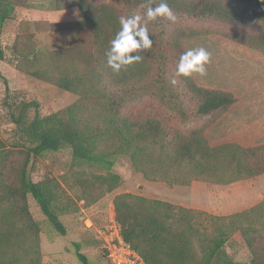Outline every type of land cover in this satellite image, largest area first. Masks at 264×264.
I'll list each match as a JSON object with an SVG mask.
<instances>
[{
	"label": "trees",
	"instance_id": "1",
	"mask_svg": "<svg viewBox=\"0 0 264 264\" xmlns=\"http://www.w3.org/2000/svg\"><path fill=\"white\" fill-rule=\"evenodd\" d=\"M162 2L176 21H148L152 47L139 51L140 61L114 72L106 53L120 30L119 18L140 15L146 20L147 8ZM54 3L57 10L78 9L81 19L21 21L12 53L22 73L75 93L78 99L53 110L35 98L20 97L5 82L3 105L14 129L8 144L0 138V264H41L42 224L66 236L63 214L77 210L79 202L90 207L120 187L122 176L114 171L120 156L147 179L165 180L170 186L194 179L229 184L264 173V144L225 149L211 145L207 137L209 119L235 102L233 94L176 75L186 52L181 39L198 31L191 20L221 14L264 18V0ZM17 6L27 7L28 0H0V20L11 19ZM68 31H74L70 45L38 49L37 33ZM236 36L264 52V33ZM0 60H5L1 50ZM62 151L70 155L63 177L34 180L39 157ZM113 203L124 240L147 264H264V199L228 216L132 192L116 194ZM195 213L207 215L209 224L199 223ZM235 233L247 245L250 255L245 262L237 260L235 246L228 245ZM76 245L78 257L88 264Z\"/></svg>",
	"mask_w": 264,
	"mask_h": 264
},
{
	"label": "rangeland",
	"instance_id": "2",
	"mask_svg": "<svg viewBox=\"0 0 264 264\" xmlns=\"http://www.w3.org/2000/svg\"><path fill=\"white\" fill-rule=\"evenodd\" d=\"M44 1L45 9L34 7L31 19L44 17L50 21H78L82 15L76 8L57 10L53 0ZM20 7L13 18L0 20V50L5 60H0V138L7 144L12 136L14 125L7 119L3 105L6 95V83L11 91L26 99L35 98L51 106L53 110L62 109L78 99V95L22 73L16 68L12 45L18 31V19L24 18ZM17 13V14H16ZM197 34L181 39L185 51L203 47L211 53L206 65L207 74L191 76L204 88L230 92L235 102L220 115L209 119L210 127L206 132L213 146L231 149L264 144V52L248 43L239 41L236 34L264 33V18L246 16L237 19L224 14L208 19L191 20ZM74 31L40 32L37 34V47L41 51L57 49L73 42ZM70 164L68 151L50 152L39 157L34 170V180L45 176L61 179ZM114 171L122 176L123 182L116 190L107 194L96 204L84 207L79 202L77 210L62 215L67 226L66 236H59L44 222L39 234L42 249L41 264H85L77 255L85 254L88 264H112L104 251L105 242L102 233L108 227L110 216L114 212V196L122 192H132L149 198H157L186 208L204 211L217 216L249 209L264 199V173L221 184L213 180H192L188 185L170 186L165 180L153 181L143 173L136 171L124 156H120ZM113 203V204H112ZM89 217L94 226L88 228L85 218ZM196 220L203 226L209 224V217L195 213ZM232 234L229 246H235L233 253L237 260L249 259V251L244 240L236 239Z\"/></svg>",
	"mask_w": 264,
	"mask_h": 264
},
{
	"label": "clouds",
	"instance_id": "3",
	"mask_svg": "<svg viewBox=\"0 0 264 264\" xmlns=\"http://www.w3.org/2000/svg\"><path fill=\"white\" fill-rule=\"evenodd\" d=\"M146 20L140 15L119 18L120 30L115 38L110 42L108 49L107 63L116 73L128 65L141 60L138 54L140 50L150 49L153 41L149 38L147 28L148 21H155L158 17H164L175 22L177 17L167 3H160L157 7H148ZM143 20V22H142ZM133 53H136L133 55ZM211 53L203 47L190 48L182 53L177 66L176 75L190 77L193 73L205 76L207 74L206 65L210 62ZM175 85L177 81L172 80Z\"/></svg>",
	"mask_w": 264,
	"mask_h": 264
},
{
	"label": "built area",
	"instance_id": "4",
	"mask_svg": "<svg viewBox=\"0 0 264 264\" xmlns=\"http://www.w3.org/2000/svg\"><path fill=\"white\" fill-rule=\"evenodd\" d=\"M85 224L88 228L94 226V222L89 217L85 218ZM102 236L112 264H147L140 253L124 240L115 210Z\"/></svg>",
	"mask_w": 264,
	"mask_h": 264
},
{
	"label": "crops",
	"instance_id": "5",
	"mask_svg": "<svg viewBox=\"0 0 264 264\" xmlns=\"http://www.w3.org/2000/svg\"><path fill=\"white\" fill-rule=\"evenodd\" d=\"M53 2H54V0H53ZM45 2L44 1H38V2H31L30 0H28V6L27 7H21V6H17L16 7V9H15V11H14V13H13V15H12V18H13V16L15 15V12L17 11V13H18V11H19V9H20V7L22 8L21 10H22V14L25 16L24 18H20V19H18V30H19V24L21 23V21H37V20H48V19H45L44 17H41L40 19H31L32 17V11H33V9H34V7H36V6H38V5H40L41 7V9L42 10H44L45 9ZM39 7V6H38ZM54 7H55V5H54ZM67 10V9H66ZM16 13V14H17ZM48 21H50V20H48ZM50 22H57V21H50ZM17 33H18V31H17ZM17 33H16V35H17ZM56 33H60V32H56ZM38 34V33H37ZM16 37V36H15ZM36 37H37V35H36ZM113 204V203H112ZM114 208V207H113Z\"/></svg>",
	"mask_w": 264,
	"mask_h": 264
}]
</instances>
